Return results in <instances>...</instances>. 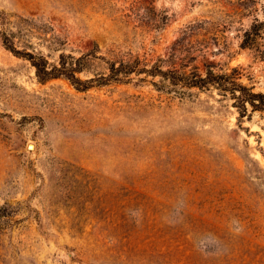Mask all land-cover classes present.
Returning a JSON list of instances; mask_svg holds the SVG:
<instances>
[{
  "label": "rangeland",
  "instance_id": "obj_1",
  "mask_svg": "<svg viewBox=\"0 0 264 264\" xmlns=\"http://www.w3.org/2000/svg\"><path fill=\"white\" fill-rule=\"evenodd\" d=\"M253 1L0 0V12L34 21L16 46L51 64L95 51L82 80L130 59L170 68L175 53L264 93V59L239 48L264 20ZM129 78L40 82L0 44V264H264V116L240 118L214 89Z\"/></svg>",
  "mask_w": 264,
  "mask_h": 264
},
{
  "label": "trees",
  "instance_id": "obj_2",
  "mask_svg": "<svg viewBox=\"0 0 264 264\" xmlns=\"http://www.w3.org/2000/svg\"><path fill=\"white\" fill-rule=\"evenodd\" d=\"M253 0H245L244 5L252 3ZM264 15V10H263ZM14 28V29H13ZM36 24L32 20L18 18L11 21L8 14L0 12V44L4 49L18 58L27 60L35 70V75L40 82L53 79H65L70 85L79 91H87L94 86H104L111 82H123L130 80L131 75L143 74L145 77L160 78L162 87L172 88L216 90L223 97H230L233 105L239 109V117L243 118L248 107L252 112H259L264 116V93H256L249 87L239 82L238 70L232 69L231 73H216L211 66L203 65V70L193 66L190 69V57L177 58L175 53L170 54L172 67L162 69L163 59H158V63L151 66L141 64L138 59L109 62L108 74L96 78L82 80L79 78L88 63L89 57H95V51L74 57L71 54L60 53L56 63H49L46 57L36 54L33 50L18 48L16 42L21 41L25 46L30 47L26 37L32 35V30ZM240 49L252 50L258 58L264 59V20L254 18L250 26L243 30ZM30 49V48H29ZM175 60H179L180 68L174 66ZM190 60V61H189ZM153 85L156 84L153 82Z\"/></svg>",
  "mask_w": 264,
  "mask_h": 264
},
{
  "label": "bare ground",
  "instance_id": "obj_3",
  "mask_svg": "<svg viewBox=\"0 0 264 264\" xmlns=\"http://www.w3.org/2000/svg\"><path fill=\"white\" fill-rule=\"evenodd\" d=\"M30 148H32V147H30Z\"/></svg>",
  "mask_w": 264,
  "mask_h": 264
}]
</instances>
